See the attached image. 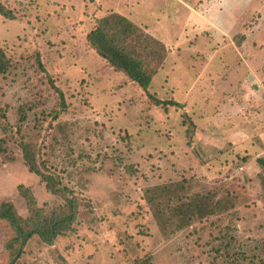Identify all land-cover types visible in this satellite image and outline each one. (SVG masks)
<instances>
[{
    "label": "rangeland",
    "instance_id": "rangeland-1",
    "mask_svg": "<svg viewBox=\"0 0 264 264\" xmlns=\"http://www.w3.org/2000/svg\"><path fill=\"white\" fill-rule=\"evenodd\" d=\"M192 1L0 0L12 14L0 15L10 62L0 74V203L27 217L19 186L46 215L76 203L70 229L51 243L31 236L14 264H264V147L255 139L264 75L244 83L248 69L224 60L237 36H214L211 6L200 0L193 12ZM259 3L249 21L264 28ZM112 11L165 45L147 91L85 41ZM149 93L179 105H154ZM21 143L62 192L28 170ZM13 235L0 218V264L14 255Z\"/></svg>",
    "mask_w": 264,
    "mask_h": 264
},
{
    "label": "trees",
    "instance_id": "trees-1",
    "mask_svg": "<svg viewBox=\"0 0 264 264\" xmlns=\"http://www.w3.org/2000/svg\"><path fill=\"white\" fill-rule=\"evenodd\" d=\"M0 15L12 18L10 11L6 10L1 3ZM85 41L100 58L104 59L116 71L125 74L130 81L144 91H147L153 75L165 59L166 48L162 40L144 32L129 18L115 11L96 18L94 26L85 35ZM36 62L42 68L38 54ZM9 65V60L0 48V74L6 72ZM49 83H51L52 87H55L50 80ZM56 92L59 104L64 106L62 92L58 89H56ZM148 97L154 105L165 108L179 105L174 99H159L150 93ZM56 114L54 112L53 118L56 117ZM20 145L23 160L28 170L39 175L41 181L45 183V187L50 192L54 194L62 192L64 187L60 186L56 176L41 170L33 147L29 143H21ZM256 161L264 171V159L257 158ZM19 188L30 212L27 217L24 218L17 214L9 200L0 203V218L7 220L14 231L11 241L8 243L9 247L15 249L9 264H14L22 246L31 236L36 235L42 241L51 243L56 236L70 229L76 215L74 210L76 203L73 197L67 199L68 208L66 211H62L59 214L51 213L46 215L36 207V202L31 192L22 186H19ZM262 194V201L264 202V190ZM141 264H151L150 257L146 256Z\"/></svg>",
    "mask_w": 264,
    "mask_h": 264
},
{
    "label": "crops",
    "instance_id": "crops-1",
    "mask_svg": "<svg viewBox=\"0 0 264 264\" xmlns=\"http://www.w3.org/2000/svg\"><path fill=\"white\" fill-rule=\"evenodd\" d=\"M199 1L193 0L192 3H188L187 5L194 12L195 6L199 4ZM245 1L250 3V7H258L260 4L259 0ZM239 2L240 0H203V3L211 6L209 8L210 12L207 23L211 25V31L215 32V35H213L223 40L237 36V42L233 43L234 50H231L232 56H225L224 60L233 61L232 68L248 69L249 74L245 71L241 78L244 80V83L250 86H254L253 84L259 85L264 75V28L257 21H249L254 7L251 9L246 8L247 6L244 7L245 5L243 3L240 5ZM213 8L215 9L214 12H212ZM222 47L223 45H218L219 49L224 50ZM209 50L211 51L210 47L206 51L208 52ZM221 62L223 61L221 60ZM250 131H252V128H250ZM259 132L262 133L259 135ZM257 135L255 139H259L257 143L259 144V148L262 149L264 147V129L258 131Z\"/></svg>",
    "mask_w": 264,
    "mask_h": 264
}]
</instances>
